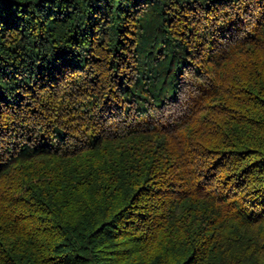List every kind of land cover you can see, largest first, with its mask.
Wrapping results in <instances>:
<instances>
[{
    "label": "trees",
    "instance_id": "1",
    "mask_svg": "<svg viewBox=\"0 0 264 264\" xmlns=\"http://www.w3.org/2000/svg\"><path fill=\"white\" fill-rule=\"evenodd\" d=\"M0 264H264V0H0Z\"/></svg>",
    "mask_w": 264,
    "mask_h": 264
}]
</instances>
